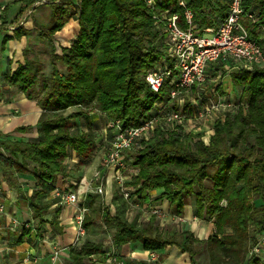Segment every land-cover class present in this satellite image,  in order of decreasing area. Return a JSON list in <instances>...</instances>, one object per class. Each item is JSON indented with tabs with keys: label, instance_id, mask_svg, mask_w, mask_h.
Listing matches in <instances>:
<instances>
[{
	"label": "trees",
	"instance_id": "16d2710c",
	"mask_svg": "<svg viewBox=\"0 0 264 264\" xmlns=\"http://www.w3.org/2000/svg\"><path fill=\"white\" fill-rule=\"evenodd\" d=\"M35 1L39 0L23 1V7ZM179 1L155 0L152 9L145 0H50L33 7L32 30L49 44L51 71L44 73L39 51L29 48L24 61L5 80L37 100L42 109L37 120L40 134L26 141L0 137V167L30 201L38 227L50 206L45 196L53 189L54 177L64 171L69 149L86 162L96 147V134L69 119L86 117L95 109L106 121L116 118L125 127L136 126L157 113L153 109L156 99L166 97L164 90L151 92L144 79L145 70L158 63L164 46L165 33L155 26L152 14L177 13L179 24L186 27L184 10L188 8L193 22L204 28L211 24L213 14L222 16L227 2L184 0L182 6ZM242 7L255 13V22L243 19L251 34L255 27H264V0H242ZM70 19L77 20V34L56 51L54 34ZM14 33L20 37L28 30L19 26ZM7 39L4 36L2 44ZM240 72L233 76L234 83L241 86L239 99L215 118L208 143L202 140V133L192 135L181 126L159 125L134 150L131 162L136 173L130 184L139 203L150 202V195L159 190L157 199L167 200L172 213L180 215L185 198L191 195L195 215L213 221L212 233L199 239L185 229L165 231L158 227L154 214L143 224L136 216L128 219V201L115 192L111 199L114 212L110 205H101V220L113 228L114 246L138 241L143 249L156 251L174 245L188 253L191 264H197L196 244H204L208 264H264L250 253L264 227V68ZM197 95L203 103L202 95ZM73 106L78 109L65 113ZM14 173L33 174L36 187L30 194L18 186ZM205 179L212 184L207 185ZM83 224L90 226L86 215ZM104 251L102 242L84 240L70 249V257L73 263H80ZM108 256L123 264H159L115 253Z\"/></svg>",
	"mask_w": 264,
	"mask_h": 264
},
{
	"label": "crops",
	"instance_id": "0c3cea01",
	"mask_svg": "<svg viewBox=\"0 0 264 264\" xmlns=\"http://www.w3.org/2000/svg\"><path fill=\"white\" fill-rule=\"evenodd\" d=\"M23 1L25 0H0V137L3 139L26 141L39 136L40 131L37 127V120L42 109L36 99L28 97L24 92L18 91L14 86L9 85L5 77L19 63L24 61V54L27 49L36 50L34 46L37 42H47L46 39L39 37L35 30H32L33 14L31 11L33 7L50 0L35 1L27 7H23ZM22 8L23 11L19 14ZM36 11L40 13L42 10L37 9ZM255 11L258 13V9H255ZM19 26L27 29L28 33L15 37L14 31ZM77 31V20L70 19L61 30L54 34L56 51H59V45H69L77 34ZM251 35L258 41L264 54V27H255L254 33ZM4 36L8 37V39L2 44ZM230 65L232 67L230 66L231 68L228 71H226V64L216 62L210 65V78L205 85L207 87L204 89L205 96H207L206 99L223 100L221 95L217 94L216 98L211 93V90L217 93V85L221 82L217 81L215 87L214 85L209 86V82H216L215 79L219 75H223L225 82L228 83L226 91L229 93V98L233 96L231 90H234V87H240L241 89V86L233 81L234 74H240L241 72L236 69V66H233V63H230ZM257 67L264 68V58L261 63L254 65L251 70ZM207 94H209V98ZM72 108H68L65 113L73 111ZM98 112L94 109L90 110L86 117L78 116L69 119V122L75 124V126L84 130L91 129L96 134V147L94 153L86 162H81L75 151L69 149L64 171L54 177L52 181L53 189L45 196V200L49 201L50 206L44 214L45 221L39 227L37 226V219L32 216L30 201L12 185L8 174L0 167V264H63L60 260L64 262L70 261L71 264H93V262H95L94 264H111L108 256L109 252L145 261L153 253L155 255L153 261H157L159 264H191L188 253L180 251L174 245H166L159 250L151 251L143 249L141 243L138 241L125 243L120 246L112 244L107 249L103 244L104 252L85 257L80 263H73L70 257V249L76 246L74 244L76 231L73 219L79 207L74 202H67L62 199L57 192L73 191L77 196L83 197L85 201H89L97 196L95 187L100 184L101 186L103 185L102 188L106 193V198L108 196L110 201L115 192L120 194L112 172L103 168V166L98 167L99 162H102L105 155L109 139V134L105 133L104 130L105 119ZM103 140L105 141L103 145L106 146L100 145L101 147H97V143ZM132 175L129 174L126 178V182L131 187H133L130 184ZM14 176L17 178L18 186L26 194H30L32 189L36 187L33 174L14 173ZM209 182L211 185L210 180ZM150 198L152 201L156 200L151 203L148 202L150 204L149 207H160L168 213L169 217L171 213L170 203L165 199L159 200L157 197L153 198L152 194ZM131 199L132 204L126 199L128 201V209H132L133 206L138 205V197L134 193V190ZM111 205L113 204L111 203ZM194 208L193 196L189 195L185 198L183 212L179 215L181 220L176 221L177 219H173L171 222L175 223L174 228L188 230L195 237L205 239L213 231V221L197 217L194 213ZM53 217H55L54 222L52 221ZM25 222H27L26 224H30L31 227L23 224ZM55 246L59 249L58 259L52 263L50 257ZM259 260L264 263V247Z\"/></svg>",
	"mask_w": 264,
	"mask_h": 264
},
{
	"label": "built area",
	"instance_id": "2783aa9c",
	"mask_svg": "<svg viewBox=\"0 0 264 264\" xmlns=\"http://www.w3.org/2000/svg\"><path fill=\"white\" fill-rule=\"evenodd\" d=\"M145 2L150 9L155 6V0H145ZM179 4L185 6V1L180 0ZM184 16L187 23L186 27L179 24L177 13L167 15L165 11L152 14L155 26L162 27L165 33L163 54L157 64L144 72V79L151 92L159 93L162 90L167 92L165 98L158 99L154 103L157 113L142 119L140 124L136 126L125 127L116 118L107 120V125L112 129V133H109L102 166L112 172L119 193L123 198L129 200L130 204L133 203L131 198L135 188L126 185L127 175H124L122 171L128 166L131 167L134 150L140 146L141 141L147 139L159 125L160 127H171V129L181 126L185 132H190L182 124L183 108H174L176 103L180 105L178 101L181 95L193 87L199 90L205 87L210 78L209 67L212 63L226 64V71L232 67L230 63H233L237 70L242 71L251 70L264 58L261 46L243 24L244 17L255 22L256 16L255 13L243 9L242 0H227L226 9L222 16L213 14L211 24L204 28L198 27L193 22V14L190 9L185 8ZM205 33H209V35H205ZM195 99L191 103L197 105L194 108L197 117H203L219 107H231L233 105L223 100L199 105ZM204 142L207 143L206 140ZM95 191L101 192L102 186L96 185ZM61 197L67 202H75L79 198L73 191L63 192ZM86 210L87 207L83 205L74 215L78 225L75 242L84 236L82 223ZM150 213L163 219L166 217L165 211L157 206L152 207ZM178 220H181L180 217ZM25 225L29 226L26 223ZM263 247L264 227L257 234V241L250 253L260 259ZM58 253V247H53L52 263L57 261ZM109 259L111 264H123L122 261H117L113 256H109ZM154 259L155 255L152 253L146 261L153 262Z\"/></svg>",
	"mask_w": 264,
	"mask_h": 264
},
{
	"label": "rangeland",
	"instance_id": "374dc122",
	"mask_svg": "<svg viewBox=\"0 0 264 264\" xmlns=\"http://www.w3.org/2000/svg\"><path fill=\"white\" fill-rule=\"evenodd\" d=\"M205 35H209V33H205ZM34 48L37 51H39L40 58L43 61L44 73L46 75H48L51 71V66H50V64L48 62V58H47L49 56V50H50L49 44L45 41L37 42L35 44ZM58 49L60 50V45H59ZM59 67H60V69L63 68L61 64H59ZM215 81L216 82H209L210 83L209 86L214 85V87H215L217 81H219V83L220 82L221 83L218 84L217 86L220 90L217 88V93H215L214 91L211 90L212 96H215L217 98V94L221 95L223 97L224 102L231 103V104H234V102L238 101L240 93H241L240 87H234V90H231L233 92V96H231V98H229V93L226 91L228 83L225 82L223 75H221V76L219 75L215 79ZM231 86H232V84H231ZM206 87H204L202 90L190 89V90L186 91L185 93H183L181 95V98L178 101L180 105H177L178 103H176L174 108H183L184 111L182 114V124L187 128L186 130L192 132L191 133L192 135H196L197 133H202V137H201L202 140L203 141L206 140L208 143L209 137L213 133V123L212 122L215 120V118H217L219 116V114L221 112L227 110L229 107H223V108L219 107L218 109L213 110L212 112L208 113L207 115H204L203 117H197L196 116L197 114L194 111V107H195L194 104H193V106H191V101L194 100L196 97H199V95H197V94L202 95V99H203L202 102L203 103H207L210 101H214V102L218 101V100H214V99L213 100L205 99V98H207V96H205V93H204V89ZM207 95L209 98V94H207ZM228 98H229V100H228ZM157 100L158 99H156L155 101H157ZM195 100L198 101L199 105H202L201 102L197 98ZM160 105L162 106L163 104L161 103ZM154 107H155V105L153 106V109H154ZM188 107H190V108L188 109ZM72 109H73V111H76L78 109V107L73 106ZM100 114L103 117V114L101 112H100ZM104 130H105V133H108V134L112 133V129L110 127H108L106 119H105ZM103 143H105L104 140L100 143L98 142L97 147H101L103 145ZM103 146H106V145H103ZM105 152H106V150H105ZM101 164H102V162L100 161L98 167H101L102 166ZM133 172H136V169L133 168V166H131V167L128 166V167H126V169H123V171H122V173L124 175H129V174L132 175L131 173H133ZM205 183L207 185H210L209 179H205ZM126 185L129 187L128 183H126ZM63 192H67V190L66 191H59V192H57V194H59V196H61V194H63ZM159 192H160L159 190L154 191L152 193V197L153 198L157 197ZM155 200L156 199H154L152 201V199H151L150 203L154 202ZM74 203L78 207H82L83 205L87 207V210L84 212V215H86L90 221V226L88 228H86L84 226V224L82 223V225L84 226V236L82 237V239L80 238V240H78V242H74V244L76 245L75 247H78L84 240H89V239L95 240V241H101L105 245L106 249H107V247L112 246L111 236L113 233V229H112V227L105 225L102 222V220H101V205H102V203L109 204L111 212H114V207H113V205H111V201H110L109 197L107 196V198H106V193H105L104 189L102 188V192H97V196H95L93 199H91L89 201H87V200L85 201L83 199V197H79ZM148 204L138 202V205L133 206L132 209H128L126 207V209H125L126 217L128 219H132L133 217L136 216L137 221L139 223H141V224L145 223L148 219L147 217H149V214H151L150 213L151 207H149L150 204L149 205ZM78 211H79V209H78ZM171 213H172V211H171ZM171 213L168 217V213L165 211V214H166L165 219H163L162 217L156 216L157 225L162 230H165V231L172 230L174 228L175 223H173L171 221L173 219H177L176 221H179L178 220L179 215H176L174 213L171 214ZM73 220H74L75 231H77L78 225H77L75 219H73ZM25 223H27V222H25ZM25 223H23V224H25ZM19 226H21V225H19ZM29 227H31L30 224H29ZM74 241H76V240H74ZM196 246L198 248V253L196 255V259L198 261V264H208V254H207V250L205 248V245L204 244H196ZM109 253H111V252H109ZM60 261L63 264H71L70 261L69 262H64L63 260H60ZM94 263L95 262H93V264Z\"/></svg>",
	"mask_w": 264,
	"mask_h": 264
}]
</instances>
